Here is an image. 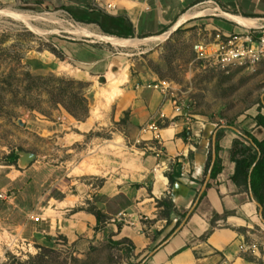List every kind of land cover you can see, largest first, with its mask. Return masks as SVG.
<instances>
[{
  "label": "crops",
  "instance_id": "crops-1",
  "mask_svg": "<svg viewBox=\"0 0 264 264\" xmlns=\"http://www.w3.org/2000/svg\"><path fill=\"white\" fill-rule=\"evenodd\" d=\"M206 1L209 0H87L85 3L91 4L87 7L85 3L66 0L64 6L80 12L75 14L76 19L99 11L125 16L133 23L136 35L141 32L149 38L166 32L170 36L185 25L198 29V40L212 28L226 33L264 28V0H218L224 11L221 7L200 8ZM107 4L115 8L105 12L103 7ZM196 9L203 13L172 29L182 15ZM212 11L218 12L216 18H205ZM56 48L77 63L89 81L92 76L113 74L123 65L119 66L117 52L93 41L58 39ZM253 69L264 85V60ZM158 79L149 81L137 74L122 85L121 94L111 105L112 119L126 120L122 134L133 141V146L127 156L114 161L113 169L102 175V184L80 183L82 179L74 177L70 186L76 185L78 193L59 188L64 198L44 197L47 205L39 202L31 208L27 203L31 190L25 181L28 170L6 174L4 187L15 188L18 194L13 198L20 200L13 205L22 211L18 228L30 231L36 243L44 246L61 236L80 252L104 241L125 240L132 253L128 264H264V207L249 185L246 188L241 179L233 180L236 163L232 158L234 142L250 147L248 136L264 140V128L255 119L259 112L264 115V108H259V104L264 105V87L260 100L234 119L213 121L190 114L191 117L178 116L175 125H168L176 116L172 98L147 86ZM151 123L164 125L159 139L147 129ZM137 140L141 141L140 146H136ZM210 152L212 160L218 157L221 168L214 179L209 170L206 173ZM176 172L180 174L170 184L168 174L175 177ZM34 187L35 202L41 194L36 192L40 189L36 183ZM163 199H169L175 209L170 223L162 215L163 206H158ZM96 212L100 213L99 219ZM32 215L40 216L39 222L32 220ZM214 215L220 218L212 228ZM252 243L257 244L256 249L240 248Z\"/></svg>",
  "mask_w": 264,
  "mask_h": 264
},
{
  "label": "rangeland",
  "instance_id": "rangeland-1",
  "mask_svg": "<svg viewBox=\"0 0 264 264\" xmlns=\"http://www.w3.org/2000/svg\"><path fill=\"white\" fill-rule=\"evenodd\" d=\"M75 1L84 4L87 0ZM65 2L0 0V191L11 194L8 199H0V264L130 262L132 253L128 243L116 246L109 243L112 240L104 241L84 252L76 250L61 236L55 242L50 240L47 246L36 243L30 231L22 232L18 228L22 211L13 208L14 203H20L13 198L17 190L4 187L6 174L11 170L22 173L28 170L25 181L31 191L27 203L34 208V203L48 204L44 197L64 198L59 188L78 193L76 185L70 186L74 177H80V183L102 184V175L113 169L114 161L127 156L133 146V141L122 134L126 120L112 119L114 101L107 107L98 104V92L107 86L109 77L120 75V88L137 74L148 77L149 81L166 79L175 86L179 100L187 103L189 114L224 122L255 105L264 87L254 67H235L228 72L200 67L193 52V44L200 35L194 27L182 26L161 41L136 35L127 39H140L141 43L116 47L77 31L76 26L80 24L104 34L96 24L77 21L75 14L80 12L66 10ZM215 2L219 6L209 0L200 8L221 7L224 11L219 1ZM88 5L91 4L86 2L85 6ZM4 11L28 17L22 20ZM216 14V11L210 12L205 18H216ZM58 39L74 43L93 41L109 47L118 53L119 66L123 65L106 77L92 76L91 81L86 80L83 69L56 48ZM63 65L74 72L62 71ZM83 99L87 101V116L80 120L68 109L83 115ZM95 106L98 107L96 115L93 114ZM147 129L150 130L148 126ZM136 143V146L142 144L138 140ZM11 153L19 158L24 153H33L36 159L24 167L18 158L12 165ZM35 183L40 188L36 192H40L41 199L34 202Z\"/></svg>",
  "mask_w": 264,
  "mask_h": 264
},
{
  "label": "built area",
  "instance_id": "built-area-1",
  "mask_svg": "<svg viewBox=\"0 0 264 264\" xmlns=\"http://www.w3.org/2000/svg\"><path fill=\"white\" fill-rule=\"evenodd\" d=\"M215 3L214 1H212ZM101 7V5H97ZM115 8L112 4H107L103 9L110 12ZM219 9V7L217 8ZM195 62L204 69H213L228 72L232 68H253L264 60V28H251L244 33H226L217 28H212L204 37L193 44ZM149 88L159 91L162 95L172 98L174 112L176 116L168 123L175 125V118L178 116L189 117L188 105L179 100L176 88L171 81L158 79L148 84ZM164 118V115H161ZM191 117V116H190ZM162 123H151L148 128L153 132L154 138L162 128ZM158 139V138H157ZM10 192H1L0 199L11 197ZM32 220L39 222L40 217L32 215ZM242 250L256 249L257 244L252 243L240 246Z\"/></svg>",
  "mask_w": 264,
  "mask_h": 264
},
{
  "label": "trees",
  "instance_id": "trees-1",
  "mask_svg": "<svg viewBox=\"0 0 264 264\" xmlns=\"http://www.w3.org/2000/svg\"><path fill=\"white\" fill-rule=\"evenodd\" d=\"M76 20L81 23L96 24L100 27L102 32L107 35L116 36V37L124 38V39L132 38L136 36V30H135L133 23L125 16H114V15H109L107 13L99 11V12H96L95 14H90L88 17H82ZM137 36L147 37V35H143L141 32ZM27 77H30V76H27ZM84 103L85 104L82 107V110H84L83 115H79L78 113H76L74 110H71V109H68V111L76 119L83 120L84 117L87 116V112H86L87 101L84 100ZM259 108L261 110V108H264V105L260 104ZM255 119H256L257 124L264 128V115L261 112H259L256 115ZM248 137L251 141L250 147L245 146L243 143L239 141L234 142V145L232 148V158L236 163V171L233 176V180L237 182L239 179H241L246 188H248V185H249L255 199L264 207V140L258 141L252 136H248ZM218 148L219 147L216 142V146H215L216 152ZM237 154H240V157L236 158ZM10 158H11L10 164L15 165L17 163L19 156L16 153H11ZM211 162H212V153L210 152L208 156V160H207V165H206V173L210 168ZM220 170L221 168L218 163V157L216 156V160L213 164L210 178L214 179L217 176V174L220 172ZM179 174L180 172H176L175 177L172 176V174H168L170 184L174 182L176 176H179ZM209 186L210 184L208 183L207 188ZM206 190L202 194L201 199L206 195ZM158 206L159 207L163 206L164 209L162 211V215H166L167 223H170V215L173 211H175L174 206L172 205L171 201L169 199H163L158 202ZM96 216L99 219L100 213L96 212ZM184 216L185 215H183L182 217ZM219 218H220L219 215H214L213 221L211 223L212 228L215 227V221ZM179 222L180 221H178L177 225L179 224ZM209 233L210 232H208L207 234ZM125 242H126L125 240L109 241V243L116 245V246H119Z\"/></svg>",
  "mask_w": 264,
  "mask_h": 264
},
{
  "label": "bare ground",
  "instance_id": "bare-ground-1",
  "mask_svg": "<svg viewBox=\"0 0 264 264\" xmlns=\"http://www.w3.org/2000/svg\"><path fill=\"white\" fill-rule=\"evenodd\" d=\"M7 12L8 14H12L15 17L26 19L28 16H25L24 14H18L16 12H11V11H4ZM213 12V11H212ZM201 13H203L202 11H198L193 10L190 12L185 13L184 15H182L180 17V19L177 21V23L174 25V27L172 29L177 28L181 23H183L186 19L190 18V17H194L197 15H200ZM236 21L240 22V23H248L246 20L244 19H239V18H234ZM75 26H73L74 28ZM76 30L79 31L80 33L87 35V36H91V37H95L96 39H100L103 40L105 42H109L110 44L116 46V47H123V46H127V45H134V44H138L141 43L142 40L140 39H124V38H119L116 36H111V35H104V34H99L95 31H93L92 29H90L88 26H83L80 24H77L76 26ZM79 33V34H80ZM78 34V33H77ZM78 34V35H79ZM169 32H166L160 36L157 37H151V38H147L149 40H164L167 36H168ZM62 71H68V72H74L72 71L67 65H63L60 67ZM78 72V71H75ZM122 75V74H121ZM127 74H125L124 76L126 77ZM120 76V75H119ZM119 76H115L114 78H108V84L107 86H105L104 88H101L98 92V104L99 106H103V107H107L108 105H110L112 103V101H114L116 98H118V96L121 94V88H120V81H119ZM124 80L125 78L122 77ZM103 109V108H102ZM98 111V107L95 106V108L93 109V114L96 115ZM120 147V146H119ZM91 170V169H89ZM80 171L83 172L84 170L80 168ZM79 173V172H78ZM84 173V172H83Z\"/></svg>",
  "mask_w": 264,
  "mask_h": 264
},
{
  "label": "water",
  "instance_id": "water-1",
  "mask_svg": "<svg viewBox=\"0 0 264 264\" xmlns=\"http://www.w3.org/2000/svg\"><path fill=\"white\" fill-rule=\"evenodd\" d=\"M263 103H264V101H263ZM214 153H215V150H214ZM35 159H36V155H34L33 153H24L19 158V161H20V164L25 167V166H28L31 162L35 161ZM214 162H215V156L213 157L211 166L209 168V175L211 174V171H212V167H213Z\"/></svg>",
  "mask_w": 264,
  "mask_h": 264
}]
</instances>
